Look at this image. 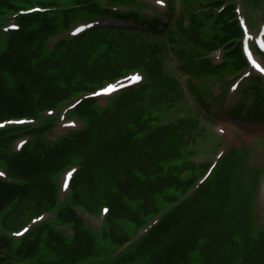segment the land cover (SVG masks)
I'll list each match as a JSON object with an SVG mask.
<instances>
[{
    "label": "rangeland",
    "instance_id": "1",
    "mask_svg": "<svg viewBox=\"0 0 264 264\" xmlns=\"http://www.w3.org/2000/svg\"><path fill=\"white\" fill-rule=\"evenodd\" d=\"M48 1L51 0H29L30 5L44 4ZM183 5L184 8H192L190 0L183 2ZM239 5L242 7L243 16L248 22L250 13L248 14V11L243 7L242 0H239ZM88 20L83 19L80 22H87ZM217 29L218 31L221 30L220 28ZM197 30L194 31V34L190 32L180 33L177 35V41H169V45L167 43L165 46L161 42L158 44L159 49L154 48V50H150L146 44L126 47L127 42L129 44L135 43L130 34H126L127 40H123L124 37H113L112 34H109L104 38L85 43L82 48L74 49L71 47L72 45L64 46L62 54L67 59L62 64L57 63V58L53 61V55L48 52L40 51L34 45L20 42V45L16 47V62L19 63L21 71L26 73V68L31 65L33 67L31 71L33 81L46 72L51 76L57 75L56 79L60 85V92L57 90L56 99L47 106L42 107L35 100V95L37 96L40 94L37 92L41 91L39 87L33 88L32 103L36 111L33 121H29L27 125L34 123L36 127L34 132L42 133L45 131L49 125L44 126V124H49L51 121L43 119L42 114H39V111L44 107H47V110L54 109V114L48 117L55 118L59 121V125L48 135L43 132L45 137L33 149L32 152L35 155H40L34 159L40 163L42 162L39 166V172L34 175H25L18 171L25 168L28 160V157L20 159L21 156L18 155L32 146L29 145V135L14 143L12 150H20L18 154L8 149L7 138L5 143L0 145V172L4 171L6 173V175H0V178L6 180L15 178L19 181L18 183H6L11 188L8 189L12 191V195L15 194L16 199L19 198L18 194H21V191L30 184L46 190V183H49L50 179L57 181L64 169L67 168L63 176L67 170H71L68 168L72 167H78L80 171L86 167L83 171H89L90 175L95 178L97 187H93V190L90 188L83 199H77V187L72 183L74 192L70 196L66 195V202L63 203L53 204L58 190L56 187H52V191L45 197L41 193H35L37 195L27 197L19 206L12 200L9 201L10 203L4 204L0 210V223L4 221V224L0 227V239H6V242L0 241V250L4 257L3 264H20L22 261L27 264H36L37 262L39 264H143L142 261L131 262L132 257L129 256L127 260L117 262L120 260L119 258H124L127 253H113L114 250H118L119 245L122 246V244L135 238L137 239L136 244L142 241L141 244L143 245L139 248L140 245L135 244L137 247L134 253L138 255L141 251L144 252L151 248L161 250L163 252L162 259L164 260L161 264H202V262L203 264H264V255H261L263 247L259 240H256L258 234L264 233V199L260 197L261 214L259 215L257 212V218H252L253 230L251 231V224L248 227L244 224L239 226L231 221L236 208L240 212V215H237L238 220L242 219L244 212L251 217V209L254 214L255 206L252 204V197L251 200H243L246 190L242 192L241 199L230 197L222 201L221 197L222 193H227L230 188L233 189L236 185H240L244 189L247 188V185L249 188L252 184L255 186L258 175L256 167L260 165L264 170V123H258L250 114L245 122L239 118L245 115L249 106L253 110L261 106L260 109L264 111V93L257 92L262 82L258 84L257 88L250 91L247 84V91L244 92L246 103L242 106V109L238 110L239 115L234 116L230 111H226L231 107L228 104H232V102H234L233 105L237 106L235 96L240 85L234 91L230 90V86L232 83L234 85L235 82L241 80V75L235 74L229 77L226 74L227 70L224 64V70L216 73V75L223 77L225 73L226 79L224 81L229 82L228 86L225 87V84L220 82L215 83V80L209 77L214 70L204 64V53L208 47L216 46L217 43L214 44V42L217 41V37L213 36L214 32L206 31L207 37L212 40L210 41L211 44L198 43L195 39ZM112 40L115 43L110 44L109 42ZM151 40L152 45L157 44L158 39L153 38ZM225 41L226 38L222 39V42ZM0 43L4 44L5 41L0 38ZM171 45L180 54L183 63L189 60L188 68H185L184 71L189 74L190 83L199 93L196 103L198 106L196 109L194 108L195 111H192L187 105L184 106L187 117L189 116L192 119L193 129L185 135L183 144L182 142L177 144H182L181 146L170 145L162 148L159 151V156H156L157 152L154 154L155 148L162 142L164 129L169 128L167 126L174 124L175 119L183 116V114L175 115L170 112L171 104L178 97L170 98L167 93L160 95L157 87L152 86L147 88L145 99L150 102H145L146 109L149 106L147 111L144 110L145 113L142 111L145 107L141 102L142 100L136 99L132 93L121 95L114 102L110 101L107 106L106 96L95 101L86 100L83 101L84 107L79 109L82 119L81 129L72 134L75 140H70L68 135L58 138L56 141L53 140V138L65 133L67 129L63 126L65 120H62L61 115L64 102L69 99L72 102L78 100L80 91L83 89L96 92L104 81L106 74H92L86 77L80 76L74 84L71 76L76 71H83V61L90 69L91 62L102 55L107 56L108 59L116 57L120 59L124 57L121 54L127 53L131 54L134 59L142 61H147L145 58H159L162 60V68L159 66L161 72L170 74L173 71L175 73L174 81L180 92L179 75L181 71L175 72L170 63L168 52ZM142 54H146L147 57L142 58ZM218 60L220 59L217 58ZM87 62L89 63L87 64ZM123 64L131 65L125 61ZM68 65H70V68L66 73L64 69ZM120 66L121 63H110L108 61L106 67L110 69V72L115 73ZM6 80L8 82L9 75H6ZM207 80L208 82H206ZM212 83L216 95H219L222 91L224 92V98L228 100L227 105L224 107L221 105L218 108V102L208 96L205 88ZM81 96L84 97L85 95ZM107 108L109 109L107 110ZM103 110L107 111L99 115ZM159 110L166 111L168 118H164ZM125 112H127L126 117L124 116ZM133 113H135V116H132ZM136 113L138 114L137 117ZM143 113L147 125L141 124L143 125L142 128L148 129V133L143 140H140L133 135L134 130L131 129L129 121L139 123V114L142 118ZM262 113L264 114V112ZM46 114H48V111ZM11 124L16 123L11 122ZM93 125L96 127L97 133V139L94 140L93 144L96 151L84 144L88 135L93 134L91 129ZM110 130L114 132V139L109 135ZM34 134L37 135L38 133ZM27 140L29 142L23 145ZM78 141L83 146L75 150L71 147L72 142ZM98 145L100 148H97ZM236 145L243 146L245 149L236 148L233 152L236 164L235 169L231 172L232 178L220 179L227 170L225 158L217 169L214 180L210 182L212 185L208 194L203 197L198 195L194 198L192 185L190 186L183 176L177 157H185L192 152L194 154L193 158L201 164L199 170L202 171L220 159L219 154L221 152L225 153L231 146ZM12 156L18 157L8 159ZM9 162L12 163V169L9 168ZM263 175L260 181L264 183ZM63 176L60 183H62ZM77 177H79V174ZM217 183L219 184L218 189L216 188ZM65 193L66 191H63L62 197ZM39 197L42 204L37 205ZM110 197L113 198L114 203L109 201ZM221 201V206L216 212L208 210L215 203ZM14 204L16 205L13 213ZM49 205L50 209H54V211L51 214L46 213L42 219L33 223L42 222L34 228L33 232L36 235L31 236L32 247L30 246L27 251L28 242L20 245L22 242V233L20 232L22 222L24 218L33 213L47 211ZM71 206L79 207L78 211L80 208L85 210L87 215L83 217L80 215L84 220L82 223L79 222V218H77V214ZM184 206H187L186 210L181 211ZM105 208L107 212L104 211ZM175 210L181 212L164 227L158 229L159 225L156 227L155 220L159 213L163 211L159 219L161 221L165 215ZM8 215H10L9 223L7 221ZM57 222L69 224L63 225L64 227L59 226V230L67 235L68 241L66 243H70V240L75 237L70 236V233L84 234L85 229L88 227H91L94 231H88L90 236L88 238L87 236L84 237L82 241L86 243V245L83 244L84 248H71L74 244H69L68 250L61 249L59 251L60 247L53 246L55 251H50L49 249L52 247V243H54L52 241L55 237L65 239L59 232L51 231ZM98 226H103V229H97ZM150 226L149 236L147 238H144L145 236L139 237ZM5 227L12 230V236H7L2 231ZM153 230H157V232ZM52 234L55 237H52ZM106 234L113 238V243L108 241L109 238ZM81 236L75 243L79 242ZM89 238L92 241L95 239L97 244H91V241V246H89V243L85 242V239L89 240ZM48 240L51 241V247ZM175 248L178 249L176 253ZM188 250L190 251L188 252ZM156 262L155 258L152 264H156Z\"/></svg>",
    "mask_w": 264,
    "mask_h": 264
},
{
    "label": "trees",
    "instance_id": "2",
    "mask_svg": "<svg viewBox=\"0 0 264 264\" xmlns=\"http://www.w3.org/2000/svg\"><path fill=\"white\" fill-rule=\"evenodd\" d=\"M82 1H88V0H82ZM12 2L22 3V4L30 3L29 0H0V5L5 4V5L11 7L13 5ZM36 20H37L36 16H31L30 19L25 20V25L27 27H30L32 25V23ZM42 20H43V24H42V27L40 29L35 30L33 33H29L26 31H20L17 34H15L14 36H12L8 47L1 48L2 51L0 52V120H5V119H9V118L24 117V116H29V115H35L36 109H34V104L32 103L33 88L39 87V89L41 91V92H37L40 94H38L37 96L35 95V100L38 102V105L41 104V107L44 105L47 106L50 102L55 100L56 96L58 95L57 92L58 91L60 92V90H59L60 85L58 84V81L56 78H54L53 76H51L45 72L42 76L38 77L35 81H33V76H32V72H31L33 67L31 65L28 66L26 68L27 72L23 73L21 71V67H20L19 63L16 62V55H17L16 47L18 45H20V42L22 44L34 45L36 47V49H39L40 51L42 50V44L39 40V37H42L44 34H46L48 32V30L51 28V23H52V22H50L51 16L48 14L45 15ZM195 30H196V28L192 29L190 31V33L194 34ZM110 31L111 30H107V29L95 30L92 33L88 34L87 36L71 43L70 45H72L71 47L74 49L82 48L83 45L89 41H92V40L95 41L96 39L104 38V37L108 36L111 33ZM119 32H118L119 35H117V32L113 33L115 35V37L121 36V37H124L123 40H125V39L127 40L126 34H130V35H132V37L135 40L134 44H129L127 42L126 47H131V46L134 47L138 44H146L150 50H154V48L159 49L158 44H160L161 42H162V45L165 46V45H167V43L169 45V41H172V42L177 41V35H178V34H175L173 32L171 27H168L167 29H164V30H160L159 36H157L155 38V39H158L157 44L152 45L151 39H153V37H152V35L148 34L149 32L139 33V32L134 31V32L125 33L122 30L121 31L119 30ZM198 38H199V36H198V30H197L195 39L197 40L198 43H203V42H199ZM113 43H115L114 40H112L110 42V44H113ZM64 46L65 45H61L58 48L57 52L53 55V61L57 58V61H58L57 63H60V64L65 63L67 58L65 55L62 54ZM170 47L174 48L172 45ZM120 51H119V53H120ZM121 55H123L124 57H122L120 59L117 58V61H120V62L125 61V62L131 63V64H136L139 61H142V60L134 59L133 57H131L132 56L131 54L124 53ZM141 57L145 58V57H147V55L142 54ZM106 59H107V57H104L103 59L97 60L95 65L91 69H89L83 61V65H84V68H82L83 72L85 74H89V75L107 74L109 72V69L106 67V63H107ZM145 60H147V65L149 66V69H150V71L152 73V77H153L152 83L150 86L157 87L160 95L167 93L170 98L171 97H174V98L178 97L180 92L177 93L178 89H177V85L175 84V81H174V75H173L174 73L164 74L163 72H161L159 66L162 65V60L159 58L158 59L145 58ZM204 64L208 66L207 61L205 59H204ZM69 66L70 65H68L66 67V69H64V71L66 73L69 71V68H70ZM63 72H62V74H63ZM6 75H9L8 82L6 80ZM167 89H168V91H165ZM146 93H147V88L142 90L141 93L138 94V96L134 95V97L136 99H139V100H146L145 99ZM33 102H34V100H33ZM137 115L138 114L136 113V117H137ZM124 116L125 117L127 116V112L124 113ZM132 116H135V113H133ZM132 123L135 124L137 127L140 126V124H141L140 117H139V123H136L134 121H132ZM94 124H95V122H94ZM167 127H169V128L165 127L166 129H164V137L163 138L161 137L162 142L154 150V154L157 152L156 156H159V151L162 148L168 147L170 145L178 147L184 143L183 141L185 140V135H187L193 129L192 119H191V117H189V116L187 117V115H184V117L175 120L174 124L169 125ZM91 129L93 131V134H89V135L87 134L88 137H87V140H85L84 144L86 147L96 151L95 147L93 146L94 140L97 139L96 127L93 125L91 127ZM11 135H12L11 130H5V131L0 132V145L4 144L6 139L8 137H10ZM109 135L112 139H114L115 135H114L113 131L110 130ZM41 142H42L41 139L36 140L32 144V146L28 147L27 149H25L23 151L22 154L18 155L19 157L21 156L20 159L28 157L25 168H23L22 171L18 170L20 173L22 172L25 175H28V174L34 175V174L39 172V166H41L42 162L40 163L39 161L35 160L34 158H37L40 155H35L32 151H33V149L36 148L37 144L41 143ZM181 142H182L181 145H177V144H180ZM82 146H83V144H81V142L78 141V142H72L71 147L73 149L77 150V149L81 148ZM97 148H100V146L98 145ZM233 152H235V149L232 150L231 153L226 158L227 170L220 177V179H225V178L231 179L232 178L231 172L235 169V164H236V162H234L235 156H234ZM18 156L8 157V159H14V158H17ZM42 159H44V157H42ZM245 163L247 164V162H245ZM11 166H12V163L9 162V168L10 169H12ZM221 168H222V166H221ZM237 168H239V167H237ZM220 179H218V180H220ZM213 180H214V178L211 181H209L208 183H206L200 189V191L196 195H194V198H196L198 195H200V197L206 196L208 194L209 190L211 189L212 184H210V182H212ZM48 182L49 183L45 182L47 185L46 190H42V188H40L39 186L33 185V184L28 185L27 187H25V189L22 188L24 190L19 189L22 191H21V194H18L19 195L18 199H16L14 197L15 194L12 195V191L9 190V189H11L10 187H8L6 184L3 185L0 183V210L4 204L10 203L9 201H11V200H12V202H16L17 206H19V205H21L22 201L24 199H26L27 197L37 195L35 193H39V194L41 193V195L43 197H45V195H48L50 193V191H52L51 188L55 187L53 184V181L51 179ZM75 186L77 187V189H76L77 199H83L87 195V193L89 192L90 188H92V190H93V187L94 188L97 187L95 178H93L90 175L89 171H83L79 175L78 179L75 182ZM216 188L217 189L219 188L218 183H217ZM244 190H246V193L244 195L243 200L244 201L251 200L252 193L254 191V184H252L251 188H249V186L247 185L246 189L241 188L240 185H236V187L233 189L230 188L227 193L221 194L222 201L225 199H228L230 197L233 199H241L242 192ZM234 193H236V194H234ZM109 201L113 202V203L115 202L112 197L109 198ZM222 201L215 203L208 210L212 211V212H216L220 208ZM16 204L13 205L12 212L13 211L15 212V205ZM40 204H42V200L39 197L37 200V205H40ZM186 208H187V206H184L181 209V211L186 210ZM181 211L175 210L171 213H168L167 215H165L161 219V221L156 225V227H158V225H159L158 229L164 227L169 221H171L173 218L178 216ZM237 215H240L238 208H236L234 210L231 221L236 223L239 226L241 224H244V225H246V227H248L251 224L250 228L252 231L253 230L252 209H251V217H249L247 215V213L244 212L242 214V219L238 220ZM9 218H10V215H8L7 221L9 220ZM5 222H6V220H5ZM8 223H9V221H8ZM157 230H153V231L157 232ZM34 235H36V233L32 232L24 240L25 243L28 242V244H29L27 246V251H28V249H30V246L32 247L33 241L31 240V236H34ZM79 236H81L79 242L75 243L76 240L79 239ZM85 236H87V238L90 236L88 231H86L84 234L83 233L80 235L78 234L77 237L74 239L75 241L73 240L74 245L71 248H78V247L84 248L85 246L83 244L86 245V243H84L82 241L84 240ZM148 236H149V233L144 238H147ZM52 237H55V235L52 234ZM256 240H259V242L261 243V246L264 248V233L263 232H261L260 234L257 235ZM0 241H4V240L1 238ZM48 241H49L48 244L51 247V241L50 240H48ZM66 241H67L66 239H59V238L55 237V239L52 241L54 243H52V247L49 250L55 251L53 246L60 247L59 251L61 249H67L68 250L69 244H73V243H66ZM86 241L89 243V246H91V244H97V243H95L96 242L95 239L92 241L89 238V240L85 239V242ZM91 241H92V243H91ZM141 242L136 244L137 246L140 245L139 248H141V246L143 245V244H141ZM259 242H257V243L259 244ZM134 246L135 245L131 246L126 251L127 255L124 258L122 257L123 259L121 258L117 262L127 260L128 256L132 257L130 259L131 262L142 261L143 264H148V263L152 264V262L155 258L157 261L156 264H161L164 261L162 259L163 252H161V250L151 248L150 250H146L144 252L141 251V253L136 255L134 252H135V248L137 246H135V247ZM0 248H1V244H0ZM263 248H262L263 252H261L262 256L264 255ZM190 250H188V252ZM59 251H58V253H59ZM174 251L176 253V252H178V249L175 248ZM169 252H170V249H169ZM143 253H146V254H143ZM143 260H145V261H143ZM3 261H4V257L2 256L1 250H0V264Z\"/></svg>",
    "mask_w": 264,
    "mask_h": 264
},
{
    "label": "snow or ice",
    "instance_id": "3",
    "mask_svg": "<svg viewBox=\"0 0 264 264\" xmlns=\"http://www.w3.org/2000/svg\"><path fill=\"white\" fill-rule=\"evenodd\" d=\"M156 2H157V3H162L163 0H156ZM254 62H255V61H254ZM257 67H259V65H257ZM139 78H140L139 76L136 77V79H139ZM0 175H3V173H0Z\"/></svg>",
    "mask_w": 264,
    "mask_h": 264
}]
</instances>
